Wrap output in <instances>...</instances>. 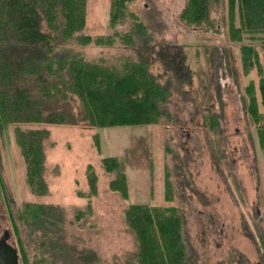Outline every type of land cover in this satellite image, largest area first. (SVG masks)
<instances>
[{"label": "rangeland", "instance_id": "rangeland-1", "mask_svg": "<svg viewBox=\"0 0 264 264\" xmlns=\"http://www.w3.org/2000/svg\"><path fill=\"white\" fill-rule=\"evenodd\" d=\"M110 2L86 0L85 24L75 35H110L111 44L85 45L71 38L64 46L118 73L124 58L146 57L150 73L168 89L161 105L166 112L150 124H18L23 130L49 131L43 140L47 192L41 195L26 182L25 161L13 137L16 125L0 128V222L9 227L19 264H54L57 256L41 231L20 218L25 202L62 208L58 233L64 247L58 264H75L72 248L94 252L95 264H138L135 233L124 218L129 204L176 208L188 264H264V147L247 111L250 94L258 104L261 100L264 32L257 40L230 39L226 0L212 9L210 26L181 20L186 0H132L119 22L110 25ZM133 19L145 25L144 38L134 33V45L128 46L118 34L134 31ZM242 44L255 46L259 68L244 65ZM69 105L76 117L83 115L78 96ZM210 113H217V126L210 124ZM108 156L118 159L125 174L126 196L112 188L117 174L105 170ZM90 173L96 175L94 192ZM166 178L170 200L165 199Z\"/></svg>", "mask_w": 264, "mask_h": 264}, {"label": "trees", "instance_id": "trees-1", "mask_svg": "<svg viewBox=\"0 0 264 264\" xmlns=\"http://www.w3.org/2000/svg\"><path fill=\"white\" fill-rule=\"evenodd\" d=\"M130 1L111 0L110 25L125 15L126 3ZM226 2L229 38L240 41L246 35L252 40L260 39L264 32V0ZM218 3L220 0H186L179 17L187 25H213L211 11ZM85 6L86 0H0V128L16 125L14 141L25 161L26 182L36 195L47 192L42 177L43 140L49 136V131L46 128L23 130L18 124H76L78 121L92 126L150 124L157 123L166 112L161 105L167 100L168 89L150 73L146 57L124 58L118 73L102 61H86L64 46L71 38L85 45L113 42L110 35H75L84 27ZM144 28L141 21H135L134 31L118 36L128 46H133V34L144 38ZM145 44L144 40L142 45ZM241 49L245 66H261L254 45L242 44ZM260 92L259 104L254 93L250 94L247 111L258 126L259 145L264 147V110H259L260 105L264 107V76L260 79ZM73 95L78 96L82 104L80 118L69 105ZM208 117L212 127L218 125L217 113H210ZM103 166L106 171H116L112 188L126 196V178L118 159L105 157ZM88 176L94 192L96 175ZM165 181V199L170 200L172 189L167 178ZM81 212L78 210L77 216ZM19 214L25 224L41 231L45 245L57 250L52 261L58 264L56 260L61 257L58 251L64 247L59 234L64 223L62 208L25 202ZM124 218L135 233L138 264H188L181 231L183 220L174 206L129 204ZM72 251L76 254L75 264H95L97 260L94 252H75L73 248Z\"/></svg>", "mask_w": 264, "mask_h": 264}, {"label": "water", "instance_id": "water-1", "mask_svg": "<svg viewBox=\"0 0 264 264\" xmlns=\"http://www.w3.org/2000/svg\"><path fill=\"white\" fill-rule=\"evenodd\" d=\"M0 264H19L17 248L6 241H0Z\"/></svg>", "mask_w": 264, "mask_h": 264}, {"label": "flooded vegetation", "instance_id": "flooded-vegetation-1", "mask_svg": "<svg viewBox=\"0 0 264 264\" xmlns=\"http://www.w3.org/2000/svg\"><path fill=\"white\" fill-rule=\"evenodd\" d=\"M1 198H0V213H1ZM2 217V215L0 214V218ZM6 241L7 243H9V227L3 225L0 222V241Z\"/></svg>", "mask_w": 264, "mask_h": 264}, {"label": "bare ground", "instance_id": "bare-ground-1", "mask_svg": "<svg viewBox=\"0 0 264 264\" xmlns=\"http://www.w3.org/2000/svg\"><path fill=\"white\" fill-rule=\"evenodd\" d=\"M45 225V224H44Z\"/></svg>", "mask_w": 264, "mask_h": 264}]
</instances>
